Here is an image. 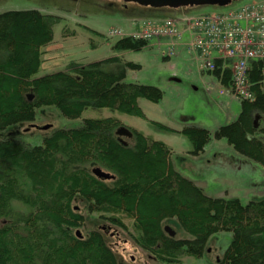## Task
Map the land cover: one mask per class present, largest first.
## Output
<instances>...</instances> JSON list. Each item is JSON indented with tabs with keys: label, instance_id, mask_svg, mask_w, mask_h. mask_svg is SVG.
Returning <instances> with one entry per match:
<instances>
[{
	"label": "trees",
	"instance_id": "16d2710c",
	"mask_svg": "<svg viewBox=\"0 0 264 264\" xmlns=\"http://www.w3.org/2000/svg\"><path fill=\"white\" fill-rule=\"evenodd\" d=\"M60 21L37 10L0 13V132L33 122L43 106L56 107L70 119L79 118L86 108L142 117L140 99H162L155 86L125 82L126 72L140 65L115 56L70 62L66 70L37 76L43 48L52 42L53 27ZM148 44L142 37L124 36L112 50L138 52ZM90 46L96 48L95 43ZM263 68L264 60L250 62L254 96L240 101L233 122L213 133L198 126L180 131L191 143L190 155L202 154L212 137L225 139L236 153L264 169ZM207 73L230 88L231 70L220 61ZM171 157L165 143L114 117L85 118L79 127L56 130L36 146L0 140V219L5 220L0 226V264H121L105 232L92 229L76 235L85 223L73 205L78 198L88 213H99L101 221L122 231L128 229L124 218L131 219L130 238L163 262L174 263L181 255L200 258L212 235L230 232L231 241L215 264H264V197L246 203L209 197L174 169ZM93 167L113 178L95 176ZM13 202L23 203L28 211L15 212ZM168 221L192 238L171 236L164 227Z\"/></svg>",
	"mask_w": 264,
	"mask_h": 264
},
{
	"label": "rangeland",
	"instance_id": "374dc122",
	"mask_svg": "<svg viewBox=\"0 0 264 264\" xmlns=\"http://www.w3.org/2000/svg\"><path fill=\"white\" fill-rule=\"evenodd\" d=\"M261 1L264 0H233L224 7L152 10L119 0H0V13L37 10L60 17L61 21L53 27L55 41L43 48L41 67L45 69L41 68L37 76L66 70L70 62L87 64L88 61L115 56L122 63L140 65L139 70H128V75L126 72L125 82L152 85L163 92L158 103L142 101L148 105L143 106L142 117L109 108H86L79 118L70 119L62 116L56 107L43 106L37 109L33 122L19 123L1 131L0 140L12 138L25 145L36 146L56 130L79 127L85 118L114 117L125 126L169 146L174 169L201 187L207 196L238 198L242 203L264 197V169L236 153L225 139L212 137L202 154H189L191 143L180 131L185 126H198L213 133L219 126L236 119L240 102L221 90L214 77L201 67L199 58L187 52L183 40L181 45L173 47L170 60H166L164 54L174 41L167 37H146L148 46L138 52L112 50L115 41L121 37L145 35L149 31V22L159 23L163 19L180 18L183 14L194 16L223 12ZM138 27L140 32H134L139 31ZM91 28L104 37L92 36L88 32ZM91 42L96 44V48L90 46ZM45 126L49 127L45 129ZM90 170L92 172V168ZM21 182L27 185L26 181ZM73 205L85 216V223L79 228L82 236L92 229L105 232L107 243L120 257L121 264H215L232 238L230 232H218L210 237L200 258L181 255L174 263H166L141 249L130 238L134 232L131 219L124 218L128 229L122 231L104 219L101 221L99 213H88L86 203L81 199H76ZM12 208L15 212L28 211V207L20 202H13ZM4 223L5 220L0 219V226ZM164 227H171L177 239L192 238L175 221H168Z\"/></svg>",
	"mask_w": 264,
	"mask_h": 264
},
{
	"label": "built area",
	"instance_id": "2783aa9c",
	"mask_svg": "<svg viewBox=\"0 0 264 264\" xmlns=\"http://www.w3.org/2000/svg\"><path fill=\"white\" fill-rule=\"evenodd\" d=\"M147 29L141 34L144 38L172 39L170 50L183 40L187 52L198 57L205 70L213 71L220 61L231 70V95L239 100L253 98L248 71L250 62L264 60V1L223 12L149 22ZM261 75L264 89V68Z\"/></svg>",
	"mask_w": 264,
	"mask_h": 264
},
{
	"label": "water",
	"instance_id": "95a60500",
	"mask_svg": "<svg viewBox=\"0 0 264 264\" xmlns=\"http://www.w3.org/2000/svg\"><path fill=\"white\" fill-rule=\"evenodd\" d=\"M126 3H135L144 7H153V8H170V9H179V8H193V7H201V6H220L224 7L229 5L233 0H122ZM32 95H28V99L30 100ZM49 126H45V129ZM92 173L103 179L113 178L109 172L100 169L99 167L92 168ZM166 230L173 236V232L170 228H166ZM76 235L78 237H82V234L79 230L76 231Z\"/></svg>",
	"mask_w": 264,
	"mask_h": 264
},
{
	"label": "crops",
	"instance_id": "0c3cea01",
	"mask_svg": "<svg viewBox=\"0 0 264 264\" xmlns=\"http://www.w3.org/2000/svg\"><path fill=\"white\" fill-rule=\"evenodd\" d=\"M88 28H89V27H88ZM91 29L94 30V31H97V32H98V30H96V29H93V28H91ZM138 29H139V27H138ZM138 29H137V30H138ZM134 32H140V29H139V31H134ZM132 33H133V32H132ZM132 33H131V34H132ZM129 35H130V34H129ZM73 37H75V36H73ZM52 41H53V42L55 41V37H53V40H52ZM71 43H72V42H71ZM72 45H74V44L72 43ZM122 53H123V52H122ZM164 57L167 58L166 60H170V54L165 53V54H164ZM86 63H87V62H86ZM88 63H89V61H88ZM41 68H42V69H45V68H43V66L40 67V69H41ZM63 69H64V68H63ZM41 73H42V72H41ZM129 73H130V71H128L127 75H128ZM39 74H40V70H39V72H38V75H39ZM46 74H47V73H46ZM127 75H126V77H127ZM214 79H215V78H214ZM215 80H216V79H215ZM216 82H217V84L219 85V87L222 88L221 85L219 84V82H218L217 80H216ZM231 97L234 98V99H236V98L233 97L232 95H231ZM143 100H144V99H140V100H139V106H140V108L142 109V111L145 110V109L143 108V106H144V105H147L145 102H142ZM237 100H238V99H237ZM239 102H240V101H239ZM147 107H148V105H147Z\"/></svg>",
	"mask_w": 264,
	"mask_h": 264
},
{
	"label": "flooded vegetation",
	"instance_id": "af4514ba",
	"mask_svg": "<svg viewBox=\"0 0 264 264\" xmlns=\"http://www.w3.org/2000/svg\"><path fill=\"white\" fill-rule=\"evenodd\" d=\"M119 1H121V2H123V3H126V2H124V1H122V0H119ZM131 4H135V3H131ZM138 5V4H137ZM142 7H144V6H142ZM144 8H148V9H152V10H162V9H170V8H153V7H144ZM172 231V230H171ZM174 232V231H173ZM174 236H175V234H173Z\"/></svg>",
	"mask_w": 264,
	"mask_h": 264
}]
</instances>
